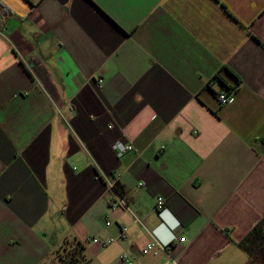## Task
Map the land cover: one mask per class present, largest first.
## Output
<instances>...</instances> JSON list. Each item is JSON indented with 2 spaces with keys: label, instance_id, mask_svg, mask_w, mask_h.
I'll use <instances>...</instances> for the list:
<instances>
[{
  "label": "crops",
  "instance_id": "obj_1",
  "mask_svg": "<svg viewBox=\"0 0 264 264\" xmlns=\"http://www.w3.org/2000/svg\"><path fill=\"white\" fill-rule=\"evenodd\" d=\"M65 241L264 264V0H0V264Z\"/></svg>",
  "mask_w": 264,
  "mask_h": 264
},
{
  "label": "built area",
  "instance_id": "obj_2",
  "mask_svg": "<svg viewBox=\"0 0 264 264\" xmlns=\"http://www.w3.org/2000/svg\"><path fill=\"white\" fill-rule=\"evenodd\" d=\"M102 84H103L102 80H98V86L101 87ZM230 96H231V94L229 92H221L217 97L219 105L220 106L226 105L229 101ZM112 150H113V152L117 158H122L126 153L132 152L133 147L131 144L123 143L121 141H117L112 145ZM114 187H115V184L110 185V188L113 190H114ZM120 204L122 207L125 206V203L123 202L122 199L120 200ZM163 205H164L163 199L160 197L156 198L155 210L157 212L160 213L163 211ZM106 226H110V223H106ZM127 231H128L127 227H122L120 229V232H119V235L117 238L109 239L107 242H98L97 240L93 239L92 242L99 244L101 247H106V246H109V245L115 243L117 240L124 239L126 234H127ZM173 241H176L178 243H182L184 241V239L183 238L178 239L176 237H173ZM157 248H159L160 250H162L166 253V258L163 261V264H179L178 259L171 255L169 245H160L158 243L147 244L145 246L144 250L142 251V255L152 253ZM120 259H121L122 263H124V264H135V262L130 257L126 256L125 254H122Z\"/></svg>",
  "mask_w": 264,
  "mask_h": 264
},
{
  "label": "trees",
  "instance_id": "obj_3",
  "mask_svg": "<svg viewBox=\"0 0 264 264\" xmlns=\"http://www.w3.org/2000/svg\"><path fill=\"white\" fill-rule=\"evenodd\" d=\"M114 190L120 195V190L114 187ZM79 244L65 241L63 245L55 252V259L59 264H85L81 255ZM261 259L264 261V244L259 249Z\"/></svg>",
  "mask_w": 264,
  "mask_h": 264
}]
</instances>
